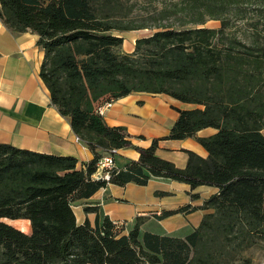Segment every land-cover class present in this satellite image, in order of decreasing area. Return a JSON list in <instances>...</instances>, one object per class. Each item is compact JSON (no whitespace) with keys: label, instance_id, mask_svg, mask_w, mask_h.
Segmentation results:
<instances>
[{"label":"trees","instance_id":"obj_1","mask_svg":"<svg viewBox=\"0 0 264 264\" xmlns=\"http://www.w3.org/2000/svg\"><path fill=\"white\" fill-rule=\"evenodd\" d=\"M129 1L0 0L7 27L38 35L40 77L51 102L95 155L83 171L73 157L0 143V218L28 219L32 227L26 235L0 222V264L252 263L244 252L264 238V37L256 22L250 36L243 34L250 39L226 28L231 13L246 23L249 14L264 16V0H188L148 16L133 14ZM178 11L185 14L171 18ZM206 17L221 26H203ZM151 26L156 31L137 39L131 53L118 51L123 39L114 32ZM132 92L203 106L180 111L169 139L217 130L197 139L206 159L188 152L179 169L155 155V141L109 180L145 185L165 178L217 187L205 203L212 213L183 239L147 233L139 241L138 223L121 237L108 220L96 228L75 223L71 203L108 183L91 179L97 161L131 145L125 129L108 127L98 108ZM97 149L105 150L99 155Z\"/></svg>","mask_w":264,"mask_h":264},{"label":"crops","instance_id":"obj_2","mask_svg":"<svg viewBox=\"0 0 264 264\" xmlns=\"http://www.w3.org/2000/svg\"><path fill=\"white\" fill-rule=\"evenodd\" d=\"M121 53L129 54L134 48ZM38 35L17 32L0 18V143L41 154L73 157L76 168L86 171L94 153L72 130L70 117L62 115L52 104L50 93L40 77L44 51L37 44ZM202 105L179 101L166 94L132 92L113 100L104 110L108 127H122L131 145L117 149L114 164L118 171L136 162L141 149L156 141L155 155L184 169L188 152L206 159L208 153L198 142L217 130L200 129L183 139H169L180 111L202 109ZM105 149H97L103 154ZM91 179L94 178L91 176ZM214 186L191 188L188 183L165 178H151L145 185L108 182L88 198L75 199L71 208L77 225L88 222L101 227L105 220L113 224L117 237L127 236L138 223V240L145 234L183 239L194 232L203 217L212 213L206 201L217 194ZM0 222L31 235L28 219L0 218Z\"/></svg>","mask_w":264,"mask_h":264},{"label":"rangeland","instance_id":"obj_3","mask_svg":"<svg viewBox=\"0 0 264 264\" xmlns=\"http://www.w3.org/2000/svg\"><path fill=\"white\" fill-rule=\"evenodd\" d=\"M187 1L188 0H131L129 1V4L131 5L130 10H133L132 13L136 16H148L155 14L161 9L172 10L174 5H177L178 7L184 6L186 3H188ZM183 14H185V12L178 11V13L171 18L174 19ZM173 19L170 21H173ZM255 22L258 24L257 29L260 31L261 36L264 37V16H257L255 14H249L248 23H246L245 21L235 20L231 13L229 15V24L226 28V31L235 33L240 38L250 39V37L245 36H250L252 34L253 31L251 29V24ZM203 26L209 28H218L221 26V20L210 19L206 17V21ZM155 31L156 29L151 26L146 29L116 31L114 33L115 35L124 36L126 38L124 48L130 49V47L134 48L137 39L148 37ZM243 34H245V36ZM118 51H123L122 45L118 48ZM244 257L251 259V264H264V238L257 239L255 244H253L248 250H246V252H244Z\"/></svg>","mask_w":264,"mask_h":264},{"label":"built area","instance_id":"obj_4","mask_svg":"<svg viewBox=\"0 0 264 264\" xmlns=\"http://www.w3.org/2000/svg\"><path fill=\"white\" fill-rule=\"evenodd\" d=\"M111 106V103H105L98 108V113L103 115L104 110ZM117 150L112 149L102 155L95 165V171L91 175L94 180L109 182L112 172L116 170L113 155Z\"/></svg>","mask_w":264,"mask_h":264}]
</instances>
